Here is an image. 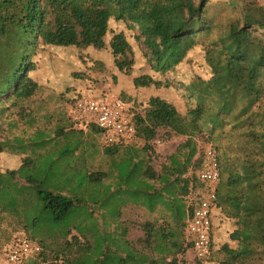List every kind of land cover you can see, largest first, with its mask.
Segmentation results:
<instances>
[{
  "label": "trees",
  "instance_id": "obj_1",
  "mask_svg": "<svg viewBox=\"0 0 264 264\" xmlns=\"http://www.w3.org/2000/svg\"><path fill=\"white\" fill-rule=\"evenodd\" d=\"M105 1L123 13L133 4V0H0L1 108L8 100L19 106L39 90L29 73L35 68L39 47L52 51L55 57L49 60L63 64H70L72 50L109 48L119 70L131 69L137 58L135 45L124 30L111 25L102 8ZM219 1L226 7L217 13L216 0L188 1L183 15L176 6L167 5L165 20L146 23L142 35L135 36L146 39L153 56H162L166 46L195 37L186 56L172 67L187 111L181 115L167 99L151 97L145 113L132 119L135 142L141 139L142 149L130 144L104 147L103 156L111 159L109 169L92 171L75 160L84 156L76 152L90 142L72 133L100 139L102 130L94 123L79 127L82 121L72 115L55 135L37 130L28 140L0 141V225L10 217L17 219L26 236L39 241L42 249V233L64 238L57 256L48 260L40 253L37 264L60 260L70 264L66 251L79 245L95 257L118 264H184L192 248L185 235L187 220L205 188L199 172L208 142L219 154L220 178L211 215L210 254L196 259L264 264V89L253 82L258 61L241 71L236 68V60L244 56L237 55L240 42L258 21L249 11L252 0ZM93 11L101 13L100 21L92 17ZM157 74L160 78L161 73ZM160 79L142 75L135 83L160 85ZM50 82L66 91L74 84L57 69ZM161 128L185 139L157 171L149 152L154 144L159 146L158 140L164 142L157 136ZM197 137L204 139L202 152ZM6 149L28 155L9 166ZM110 196L123 199L110 221L107 210L104 219L107 227L113 226L111 231L103 228L106 224H100L96 210L88 205H98L104 220V203ZM127 205L159 212L140 224L144 235L137 242L129 239V228L122 220V208ZM72 231L76 234L70 238ZM14 238L3 244L0 236L4 256Z\"/></svg>",
  "mask_w": 264,
  "mask_h": 264
},
{
  "label": "rangeland",
  "instance_id": "obj_2",
  "mask_svg": "<svg viewBox=\"0 0 264 264\" xmlns=\"http://www.w3.org/2000/svg\"><path fill=\"white\" fill-rule=\"evenodd\" d=\"M188 1L193 0H133L132 6L124 13L108 1L103 3L102 8L108 12L111 25L114 28L124 30L135 45L137 58L134 60L131 69L119 70L109 48L99 50L88 47L81 50H72L70 64H63L59 61L49 60V57H55L52 51L47 50L46 47H39L37 55L34 57L36 61L35 68L29 73L39 83L40 88L29 101H24L19 106L13 104L12 100H8L3 108L0 107V141L8 139L28 140L34 136L37 130L55 135L54 131L65 123L71 112L73 114L71 102L79 96L119 98L126 104L129 116L132 119L145 113L151 97L160 96L174 104L180 114L184 115L188 103L179 93V85L177 78L173 76L172 67L186 56L190 46L195 42V37H187L179 43L169 47L166 46L167 49H165L166 51L163 52L162 56H153L151 54L152 49L146 43V39H136L135 36L142 35V27L146 23L156 24L157 19L165 20L167 5H171L172 9L176 6L180 11L179 13L183 15L187 4H189ZM216 1L218 3L214 6V13L226 7L223 2ZM249 5L251 16L258 23L256 22V25L253 23L255 26L250 30L249 37L240 42L237 55L244 54V56L240 61L237 62L236 60V68L241 71L242 67H248L251 63L258 61L256 79H253V82L264 89V0H252ZM91 14L95 20H101L99 11H93ZM139 19L141 21L133 22ZM149 60L152 61L151 64H148ZM55 69L65 79H73L74 84L71 90L59 89L51 84V77ZM157 73H161L160 78L162 80ZM142 75L157 77L161 80V84L137 85L135 78ZM79 127H85V125L81 123ZM68 128L66 129L68 130ZM72 134L84 140L85 143L90 142L87 147L84 144V148L76 152L77 155L81 153L84 156L81 159L75 158V160L86 163L92 171L98 170L100 167L109 169L111 159L103 156L101 151L104 147L101 145L98 136L96 139H92L85 134L75 132ZM157 136L163 139L164 142L159 146L154 144L153 150H150L149 153L152 157L153 167L155 170L160 171L161 165L165 162L167 156L175 152L185 137L175 135L172 131L164 128L159 130ZM130 145L142 149L144 142L139 139ZM203 145L204 139L197 137V148L201 152ZM6 153L9 166L18 162V157L24 158L28 155L27 153L20 154L18 151L12 152L8 149H6ZM122 201V198L108 197L104 203L103 210H106V212L103 211V219L107 217L108 210L111 216L107 219L110 221L109 218H113V213L119 211L123 206ZM89 204H92L91 207L96 210L95 215L98 217L100 224L102 225L103 222L108 224L107 219H101L99 206L92 202H88ZM158 214V211L150 213L138 205L124 206L122 208V220L129 228V239L137 242L144 235L140 224ZM12 218L10 217L0 225V236L3 244L15 236L26 235L18 220ZM107 224L102 227L111 231L113 226L107 227ZM111 224L113 223L111 222ZM73 234H76V232L72 231L69 237L71 238ZM42 235L45 240V248H43L41 254L44 252L45 257L51 260L52 257L57 256V251L63 249L64 238L54 236L52 233H42ZM38 256L37 252H33L28 256V259H32V264H37L40 262ZM66 256L70 264H118L91 255L84 245L69 248L66 251ZM183 262L184 264H216L212 260L198 262L192 250L185 254ZM0 264H7L1 250Z\"/></svg>",
  "mask_w": 264,
  "mask_h": 264
},
{
  "label": "built area",
  "instance_id": "obj_3",
  "mask_svg": "<svg viewBox=\"0 0 264 264\" xmlns=\"http://www.w3.org/2000/svg\"><path fill=\"white\" fill-rule=\"evenodd\" d=\"M71 115L81 120L85 127L94 123L102 130L100 143L103 147L132 144L137 140L136 126L129 116L126 104L119 98L97 99L91 96L79 97L71 103ZM159 144L163 142L158 140ZM205 163L199 172L200 180L205 183L202 199L197 202L187 220L186 239L191 243L195 257L204 259L211 250L212 209L216 201V185L220 178L219 154L212 143L204 145ZM6 248L7 264H32L28 256L42 252L41 244L26 235L15 236ZM58 264H68L60 260Z\"/></svg>",
  "mask_w": 264,
  "mask_h": 264
}]
</instances>
